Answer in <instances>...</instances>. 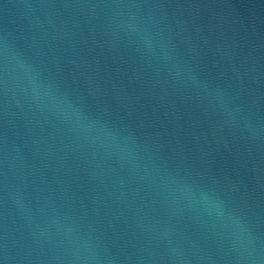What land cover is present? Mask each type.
<instances>
[{
	"label": "water",
	"instance_id": "obj_1",
	"mask_svg": "<svg viewBox=\"0 0 264 264\" xmlns=\"http://www.w3.org/2000/svg\"><path fill=\"white\" fill-rule=\"evenodd\" d=\"M0 264H264V0H0Z\"/></svg>",
	"mask_w": 264,
	"mask_h": 264
}]
</instances>
